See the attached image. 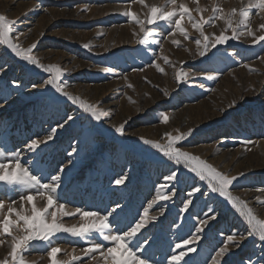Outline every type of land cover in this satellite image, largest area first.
<instances>
[{"label":"rangeland","instance_id":"rangeland-1","mask_svg":"<svg viewBox=\"0 0 264 264\" xmlns=\"http://www.w3.org/2000/svg\"><path fill=\"white\" fill-rule=\"evenodd\" d=\"M147 2L162 5L165 0ZM200 3L205 5L210 0ZM221 3L225 9L240 6L239 0ZM86 6L88 11H82ZM129 6L143 18L145 9L131 0H0V14L15 19V27L24 34L17 42L24 47L36 42L34 55L41 62L60 64L66 69L62 79L67 91L99 103L109 113L97 122L53 90L32 88V83L41 82L47 74L0 46V102L6 99L5 107L0 109V147L9 152L23 148L30 138L43 137L51 127L63 123L66 113L76 116L75 123L58 129L55 139L41 146L42 151L28 153L24 160L30 165L39 161L45 176L56 174L59 167L67 165L59 190L66 210L79 207L103 214L119 202L123 210L114 217L113 228L125 229L155 199L159 185L172 168L170 162L139 138L160 140L165 132L178 134L176 130L186 132L192 128L193 134L183 141L185 150L231 175L244 172L245 176L235 182L234 195L248 201L256 214L264 217V191H256L264 189V62L258 59L264 55V42L253 46L250 38L242 37L218 46L210 58H200L196 55L195 30L188 27L190 40L178 33L174 39L180 40L181 45L177 47L171 43L172 38L164 39L167 32L161 29L163 35L149 37L162 40L161 53L158 45L137 43L134 30L138 32L139 27L122 14ZM251 22L255 30L264 21L253 13ZM223 27L219 21L214 27H206V32L219 34ZM84 44L92 45L91 50ZM153 53L166 74L155 66L148 67ZM163 56L170 63H165ZM241 64H250L256 71ZM106 67L114 68L115 74L103 72ZM134 68L144 70L136 72ZM181 70L195 75L187 83L178 84L175 76ZM203 72L218 74L220 78L208 80L200 75ZM12 80H19L21 87H10ZM165 90L168 96L163 94ZM233 100L236 104L229 108ZM161 113L168 114L167 124L159 119ZM122 123L124 135L113 127ZM249 140L253 143H245ZM73 147L77 153L69 156ZM119 174L129 177L125 185L111 183ZM180 181L175 197L157 201L150 209V215H157L162 206L164 215L143 230L152 242L145 255L153 264H167L171 246L194 233L196 219L211 214L210 210L217 218L205 228L197 252L186 257L189 264H207L228 234L245 231L239 215L223 198L209 193L206 184L194 174L182 169ZM194 185L201 188L203 195L197 194L189 212L183 213V200ZM18 195L0 184V196L6 200L17 199ZM37 199L38 206L43 207L44 202ZM29 208L30 205L25 206L26 211ZM64 222L72 225L78 218L64 217ZM93 239L100 240L98 236ZM51 243L68 253L74 247L79 250L87 246L66 233L57 234ZM229 249L223 258L226 264H246L249 257L264 264L262 245L255 238L246 239L240 248L229 245ZM8 252L7 242L0 245V260ZM25 256L27 264H50L43 242H33ZM58 259L70 260L71 256L62 252Z\"/></svg>","mask_w":264,"mask_h":264},{"label":"snow or ice","instance_id":"snow-or-ice-1","mask_svg":"<svg viewBox=\"0 0 264 264\" xmlns=\"http://www.w3.org/2000/svg\"><path fill=\"white\" fill-rule=\"evenodd\" d=\"M131 3H138L142 9H145L143 18L131 11L130 6L122 13L139 27L138 32L134 30V35L138 38L137 43L142 46L158 45L161 53L163 52L162 40H149V37L163 35L161 29L167 32L164 39L172 38L171 43L177 47L181 45L180 40L174 39L178 33L186 40H190L192 37L188 27L195 30L198 33L194 40L197 46L196 55L200 58H210V54L215 55L214 50L218 49V46L227 45L232 40H241L242 37L250 38L253 46L261 45L264 42V22L260 23L255 30L251 22L253 13L264 21V0H239V7L228 9L223 7L221 0H210V3L205 5H201L200 0H165L162 5L150 4L147 0H131ZM190 3L194 6L190 7ZM82 11H88L87 6ZM219 21L225 25L219 34L206 32V27H214ZM16 24L15 19L0 14V46H4L21 61L47 74L46 79L39 83H32L31 87L53 90L97 122L106 119L109 113L99 103L88 102L66 90L67 86L62 79L66 69L62 68L60 64H45L34 55V50L37 48L36 42L28 47L17 42L19 37L24 34L18 31L15 27ZM83 47L91 50L92 45L84 44ZM153 57L152 63L148 67L155 66L160 73L166 74L165 69L157 62L159 57L156 53H153ZM163 59L165 63H170L167 56H163ZM258 59L264 62V55L259 56ZM241 67H245L249 71H256L250 64H241ZM143 70V68L133 69L136 72ZM102 71L115 74V69L112 67L103 68ZM2 74V66H0V75ZM193 75L195 74L181 70L176 72L175 78L177 83L181 84L187 83ZM200 75L208 80L220 78L218 74L210 72H203ZM123 78L127 79L126 76ZM10 87L18 89L21 87V83L19 80H12ZM163 94L169 95L166 90ZM5 103L6 99L4 102H0V109L5 107ZM235 104L236 101L233 100L228 107L232 108ZM76 119V116L66 113L63 123L51 127L43 137L30 138L23 148L9 152L4 147H0V184L4 185L6 189H12L19 193L17 199L9 197L6 200L0 196V245L7 242L9 246L8 255L4 260H0V264H27L25 253L33 245V242H43L46 245L50 264H92L93 261H96L97 264H153V261L145 255L152 242L143 230L157 220L158 216L164 215L165 210L162 206L157 215H150V209L157 201H168L176 196V184L181 182L182 169L194 174L199 181L206 184L209 193L217 194L223 198L245 224L244 232L233 231L225 237L222 246L209 256L207 264H222L223 258L229 253V245L240 248L242 243L250 237L260 242L261 250L264 252V217L257 215L248 201L234 195L235 182L240 177H244L245 173L239 172L236 175H231L218 169L200 155L185 150L183 141L193 134L194 129L192 128L186 132L176 130L178 134L165 132L160 140L147 139L143 136L139 138L145 145L155 149L167 162H170L172 168L165 176V182L159 185L155 199L143 207L142 212L138 213L125 229L113 228L114 217L123 210V205L119 202H116L114 207L106 210L103 214L99 211H90L79 207L71 211L66 210V205L60 202L59 190L61 189L62 174L67 165L59 167L56 174L45 176L43 169L39 167V161L36 165H30L24 160V156L28 153L36 154L38 150L42 151L41 146L49 145V142L55 139L58 129L64 128L65 125L71 126ZM159 119L165 124L169 122L167 113H161ZM113 127L120 135L125 134L124 123L119 126L113 125ZM245 143L253 142L249 140ZM76 153L77 149L73 147L69 156ZM128 180L129 177L126 174H119L113 178L111 183L125 185ZM256 191H264V189L257 188ZM197 194L203 195L201 188L194 185L183 200L181 212H189V207L193 205V198ZM38 197L39 201L44 202L43 207L38 206ZM26 205H30L27 211L25 210ZM210 213H206L203 218L196 219L194 233L190 232L187 238H179L178 242L171 246L167 264H189L186 257L197 252V246L205 228L210 221L217 218V214L212 210ZM68 216L77 217L78 222L67 225L64 222V217ZM60 233L78 238L84 241L87 246L79 250L74 247L71 253L59 246H53L51 243L53 237ZM93 236H98L99 242L93 239ZM78 251L79 254H76ZM62 252L65 256L70 255L71 259H58V255ZM84 257L88 258L87 261L84 260ZM246 264H258V262H253L249 257Z\"/></svg>","mask_w":264,"mask_h":264}]
</instances>
